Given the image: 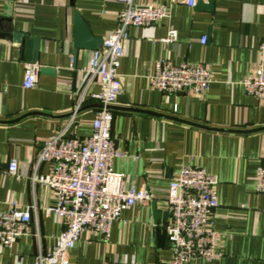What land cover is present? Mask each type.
I'll list each match as a JSON object with an SVG mask.
<instances>
[{"label":"crops","instance_id":"1","mask_svg":"<svg viewBox=\"0 0 264 264\" xmlns=\"http://www.w3.org/2000/svg\"><path fill=\"white\" fill-rule=\"evenodd\" d=\"M209 1L197 7L198 0L195 6L134 0L137 6L168 5L170 15L128 29L119 69L123 90L111 108L112 133L125 155L114 160L113 170L127 185L150 191L163 212L169 185L182 166L214 174L220 205L213 223L221 235L220 256L185 264H264V193L255 189L256 171L264 165V100L248 94L242 84L264 64L259 51L264 0H215L211 11ZM122 8L118 0H0V211L12 203L19 209L31 206L33 228L14 245H0V264H34L39 249L48 252L63 230L45 212L52 202L49 189L32 179L50 172L49 162L38 163L45 140L67 125L70 136L92 134L100 103L90 94L70 122L88 82L92 52L80 49L74 59L73 12L78 10L91 33L104 40L117 28ZM169 28L178 36L165 42ZM16 32L39 39V74L30 89L23 87L27 62L22 42L13 38ZM163 59L208 65L213 74L209 91L164 94L153 89L149 76ZM42 66L55 73H41ZM98 91L97 84L89 87L91 93ZM12 159L18 162L16 176L6 173ZM152 201L124 210L107 239L84 231L67 253V264L167 262L172 252L167 241L158 244L156 228L164 221L155 223Z\"/></svg>","mask_w":264,"mask_h":264},{"label":"built area","instance_id":"2","mask_svg":"<svg viewBox=\"0 0 264 264\" xmlns=\"http://www.w3.org/2000/svg\"><path fill=\"white\" fill-rule=\"evenodd\" d=\"M118 1L123 4L118 26L104 39L102 49L91 52L88 82L75 100L70 120L75 119L90 94L100 103L94 112L92 134L83 139L70 136L67 125L45 140L39 154L38 163L49 162L51 169L48 174L34 175L32 179L49 189L52 202L45 212L54 215L63 230L48 252L39 249L34 264H67V253L84 231L101 234L107 239L124 210L148 204L154 198L144 188L127 185L124 176L113 170L114 160L125 154L118 148L112 133L114 116L110 106L123 90L119 69L125 55L124 42L129 39V27L157 24L169 17L170 6H137L134 0ZM175 1L195 6L197 0ZM177 36V30L169 28L163 41H174ZM200 42L205 44L207 38L203 36ZM259 51L264 63V40ZM38 74V64L27 63L23 87L33 88ZM212 82L213 74L205 63L175 65L167 59L156 62L155 73L149 76L150 86L164 94L187 91L203 94L209 91ZM92 84H97V93L89 92ZM242 84L248 94L264 100V64L249 73ZM6 173L17 175L16 159L9 162ZM217 183L214 174L192 164L182 166L173 177L165 200L169 213L167 244L172 254L163 264H185L194 258L211 261L220 256L221 235L213 223V214L220 205ZM255 189L264 193V165L256 171ZM31 212V206L19 209L17 203H12L7 211H0V245L12 246L20 237L32 233ZM36 233L39 236V232Z\"/></svg>","mask_w":264,"mask_h":264},{"label":"water","instance_id":"3","mask_svg":"<svg viewBox=\"0 0 264 264\" xmlns=\"http://www.w3.org/2000/svg\"><path fill=\"white\" fill-rule=\"evenodd\" d=\"M215 0H210L206 6L208 10H213ZM197 7H203V0H198ZM73 25H74V59L77 57V53L80 49L83 50H97L103 48V39L94 36L89 28V24L81 16L78 10L73 12ZM14 40L22 42L24 46V56L27 63L35 64L39 61V39L29 36L22 32H16L13 34ZM41 73L54 74L55 70L50 67L42 66L40 68ZM100 107V105H98ZM113 106H110V109ZM152 210L154 221L156 224L163 219V224L156 228L157 240L160 247H163L167 241V226L169 223V213L163 212L158 209L156 201H152Z\"/></svg>","mask_w":264,"mask_h":264}]
</instances>
